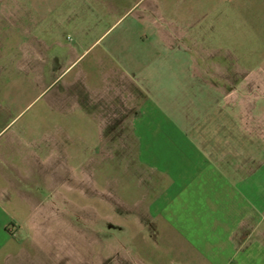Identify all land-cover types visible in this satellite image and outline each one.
I'll list each match as a JSON object with an SVG mask.
<instances>
[{"label":"crops","instance_id":"1","mask_svg":"<svg viewBox=\"0 0 264 264\" xmlns=\"http://www.w3.org/2000/svg\"><path fill=\"white\" fill-rule=\"evenodd\" d=\"M33 15L32 51H45L41 95L68 69L64 48L78 46L67 43L68 29L83 34L86 13L70 16L60 4ZM237 32L231 61H196V46L182 43L142 45L147 58L99 59L78 93L73 80L54 91L55 101L73 100L61 109L65 119L45 126V141L28 124L0 142V262L28 257V243L51 245L46 234L32 236L51 208L46 164L92 156L100 167L124 169L109 210L132 228L123 250L100 253L98 264H264V61L258 54L256 73L244 74ZM57 245V264H70Z\"/></svg>","mask_w":264,"mask_h":264},{"label":"rangeland","instance_id":"2","mask_svg":"<svg viewBox=\"0 0 264 264\" xmlns=\"http://www.w3.org/2000/svg\"><path fill=\"white\" fill-rule=\"evenodd\" d=\"M60 4L70 16L86 13L83 34L68 29L67 43H78L73 51L64 48L68 53L64 66L68 69L52 89L36 95L46 84L41 63L45 51H32V46L38 43L32 34V14L39 19ZM1 22L0 127L7 125L8 131L0 142L28 124L35 126L32 132L35 137L45 141L49 133L45 126L65 119L61 109L70 106L73 100V97L53 100L57 88L68 90L67 82L73 80V91L78 93L91 75V64L117 57L147 58V52L141 54L142 45L156 48L159 44H193L198 51L196 61L202 58L231 61L234 58L227 47L236 43L238 29L244 74L256 73L258 54L260 63L264 61V0H5ZM178 35L183 36L182 40ZM51 45L49 50L54 52V44ZM56 159L57 156L46 164L53 173V193L46 194L51 205L46 212L47 223L32 229V236L46 234L51 245L46 249V243L42 242L34 248V243H28L30 256L7 258L0 264H57L55 254L60 240L61 253L69 256L70 264H78L77 252L83 256L79 264H98L100 253L103 257L110 251L123 250L121 241L130 235L132 228L125 226L123 214L116 216L112 212L110 216L109 207L118 203L115 191L121 190L124 183V169L118 164H113L110 170L106 164L100 167L98 157L92 156L83 164L77 161L62 164ZM35 170L39 174L41 166ZM40 180L39 174L36 182Z\"/></svg>","mask_w":264,"mask_h":264}]
</instances>
